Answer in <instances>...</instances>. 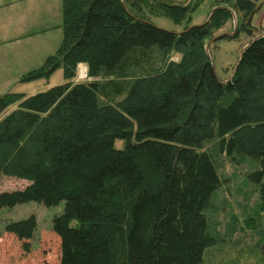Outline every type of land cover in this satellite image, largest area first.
Instances as JSON below:
<instances>
[{"label":"trees","instance_id":"16d2710c","mask_svg":"<svg viewBox=\"0 0 264 264\" xmlns=\"http://www.w3.org/2000/svg\"><path fill=\"white\" fill-rule=\"evenodd\" d=\"M230 4L244 28L256 3ZM191 9L167 0H63L62 42L25 79L62 67L65 82L0 94V114L17 105L0 120V177L31 181L1 191L0 209L63 201L52 220L58 264H205L214 243L205 210L222 185L223 160L257 163L248 179L264 211V35L222 79L205 40L230 9H215L202 25H191ZM153 14L181 29L156 26ZM80 63L92 80L73 82ZM36 228L35 215L6 224L20 239ZM262 254L260 264L264 244Z\"/></svg>","mask_w":264,"mask_h":264},{"label":"rangeland","instance_id":"374dc122","mask_svg":"<svg viewBox=\"0 0 264 264\" xmlns=\"http://www.w3.org/2000/svg\"><path fill=\"white\" fill-rule=\"evenodd\" d=\"M191 6V25L207 22L216 6L230 9V17L205 40V50L222 79L233 74L242 49L259 35H264V0H253L256 10L244 24V15L230 4L217 0H167ZM63 0H0V94L7 92L33 95L65 82L62 67L48 77L25 79L38 70L59 48L63 38ZM189 19V18H188ZM158 27L180 30L172 18L153 14ZM249 21V23H248ZM212 40L214 36L225 34ZM231 34V35H228ZM178 57H174L177 60ZM84 67V68H83ZM82 72V73H81ZM86 72V73H85ZM92 80L86 65L78 64L73 82ZM17 107L9 106L0 114L2 120ZM117 146L121 142H116ZM223 160L219 168L222 185L205 210L213 245L202 254L205 264H260L263 262L264 211L259 210L257 187L248 179L257 168L250 159ZM28 179L0 177V192L22 189ZM64 202L45 206L37 201L0 209V264H58L60 237L52 229L55 215L63 212ZM35 215L37 228L30 239H20L6 230V224Z\"/></svg>","mask_w":264,"mask_h":264},{"label":"water","instance_id":"95a60500","mask_svg":"<svg viewBox=\"0 0 264 264\" xmlns=\"http://www.w3.org/2000/svg\"><path fill=\"white\" fill-rule=\"evenodd\" d=\"M219 7H222V6H216V7H214V8H213V11H214L215 9L219 8ZM213 11H212V12H213ZM210 15H211V14H210ZM208 19H209V17H208ZM207 21H208V20H207ZM204 23H205V22H204ZM204 23H202V24H204ZM202 24H197V25H202ZM224 35H227V33H225V34H221V35H218V36H214L211 40H209V42H208V44H207L206 47H208L209 43H210L212 40L219 39V38L223 37ZM228 35H231V34H228ZM253 40H254V39H253ZM250 43H251V42H250ZM250 43H248V44L242 49V51H241V53H240V56H239V59L237 60L235 66H234V70H235V68H236V66H237V64H238V62H239V60H240V58H241V56H242L244 50L246 49V47H247ZM234 70H233V71H234Z\"/></svg>","mask_w":264,"mask_h":264},{"label":"bare ground","instance_id":"6f19581e","mask_svg":"<svg viewBox=\"0 0 264 264\" xmlns=\"http://www.w3.org/2000/svg\"><path fill=\"white\" fill-rule=\"evenodd\" d=\"M84 68V67H83ZM82 73V72H81ZM86 73V72H85Z\"/></svg>","mask_w":264,"mask_h":264}]
</instances>
